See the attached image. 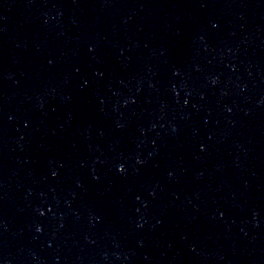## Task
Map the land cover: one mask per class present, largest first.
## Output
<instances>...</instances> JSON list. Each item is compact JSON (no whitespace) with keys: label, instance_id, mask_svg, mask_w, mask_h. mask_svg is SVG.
I'll list each match as a JSON object with an SVG mask.
<instances>
[{"label":"water","instance_id":"95a60500","mask_svg":"<svg viewBox=\"0 0 264 264\" xmlns=\"http://www.w3.org/2000/svg\"><path fill=\"white\" fill-rule=\"evenodd\" d=\"M0 264H264V0H0Z\"/></svg>","mask_w":264,"mask_h":264}]
</instances>
